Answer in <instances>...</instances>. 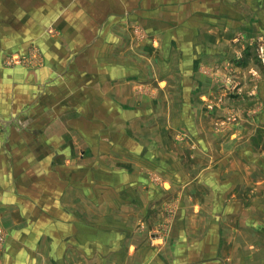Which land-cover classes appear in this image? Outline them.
I'll use <instances>...</instances> for the list:
<instances>
[{"label": "crops", "instance_id": "0c3cea01", "mask_svg": "<svg viewBox=\"0 0 264 264\" xmlns=\"http://www.w3.org/2000/svg\"><path fill=\"white\" fill-rule=\"evenodd\" d=\"M51 2L0 0V264H264V0Z\"/></svg>", "mask_w": 264, "mask_h": 264}, {"label": "rangeland", "instance_id": "374dc122", "mask_svg": "<svg viewBox=\"0 0 264 264\" xmlns=\"http://www.w3.org/2000/svg\"><path fill=\"white\" fill-rule=\"evenodd\" d=\"M54 1L55 0H52L51 4H53ZM39 18L41 20L42 16H36L35 17L36 25L38 27H40V26H42L44 24V21L41 22L39 20ZM27 57H29L28 53L18 54V55L13 53L11 55H8L7 58L9 59V61L14 62V60H15L19 64V63H22L23 61L25 62L27 60Z\"/></svg>", "mask_w": 264, "mask_h": 264}, {"label": "built area", "instance_id": "2783aa9c", "mask_svg": "<svg viewBox=\"0 0 264 264\" xmlns=\"http://www.w3.org/2000/svg\"><path fill=\"white\" fill-rule=\"evenodd\" d=\"M251 41H254V39H251ZM256 53H257L258 60H260V62L264 65V43L263 42L258 44Z\"/></svg>", "mask_w": 264, "mask_h": 264}]
</instances>
